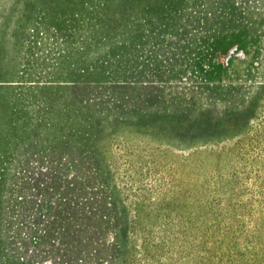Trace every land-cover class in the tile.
<instances>
[{"label": "rangeland", "instance_id": "374dc122", "mask_svg": "<svg viewBox=\"0 0 264 264\" xmlns=\"http://www.w3.org/2000/svg\"><path fill=\"white\" fill-rule=\"evenodd\" d=\"M86 9L0 0L2 76L65 77L100 61L131 80L0 82V264H54L62 253L37 209L38 190L55 178L52 205L73 179L102 175L129 225L119 264H194L175 218L186 196L193 208L212 204L217 236L253 235L264 223V0H92ZM203 182L212 191L199 205ZM107 239L123 244L119 230Z\"/></svg>", "mask_w": 264, "mask_h": 264}, {"label": "trees", "instance_id": "16d2710c", "mask_svg": "<svg viewBox=\"0 0 264 264\" xmlns=\"http://www.w3.org/2000/svg\"><path fill=\"white\" fill-rule=\"evenodd\" d=\"M64 1L70 5L79 6L83 10L88 8L92 0ZM85 11L88 12L87 9ZM115 15L124 17L123 13ZM115 15L113 14V16ZM101 19L96 18L99 21ZM107 63L84 61L74 65L72 68L75 69L70 68L71 70H68L65 77L12 78L0 74V82H12V79H16L17 82L22 83L67 82L85 87L109 85L124 88L128 86L131 82L130 78L118 71L115 72ZM107 68L110 71H107ZM91 127L90 125L87 126L86 128L89 130L83 132L84 134L80 131L82 135L86 136V140L93 138L90 132ZM99 127L102 126L99 125ZM77 177L78 175H76ZM56 180L57 178L53 179L55 182L52 186L39 189L37 194L41 197L37 209L44 212H40V215L47 216L48 220L51 221V223L48 222V224H51L48 233H55L57 237L61 235L59 244L64 247L61 254L57 252L54 264H119V258H124V255H126L125 248L129 242V238H127L129 225L122 226L120 223L118 219L120 214L116 210V199L109 192L110 190L107 188L105 180L102 179V175L90 176L89 178L82 176L81 180L73 179L60 199L56 200V204L52 205L50 204L51 195L54 196V191L60 185ZM199 185L203 192L198 200L200 205L205 194H211L212 190L209 182L206 184L203 182ZM222 191L226 193L225 190ZM199 193L197 191V194ZM189 199L190 196H186L185 201L189 202ZM187 202L179 205V207L181 206L179 208L180 213H175V218L186 225L185 229L188 232L189 242L191 244L194 242V249L197 252L194 264H264L263 222L254 223L253 235L235 237L234 232L229 231L222 236H217L216 226L210 224L213 217L212 204L211 208L206 210L204 206L193 208L192 204ZM213 202L215 201L213 200ZM235 215L233 218L241 220L238 215ZM184 216L193 219L188 221ZM35 223H37L36 220ZM233 229L232 226L230 230ZM118 230L123 237V244H119L118 241L111 242L107 239L109 234L116 233ZM240 244V247L245 250L242 253H237L234 251L235 245ZM30 261L22 264H40L39 261Z\"/></svg>", "mask_w": 264, "mask_h": 264}, {"label": "water", "instance_id": "95a60500", "mask_svg": "<svg viewBox=\"0 0 264 264\" xmlns=\"http://www.w3.org/2000/svg\"><path fill=\"white\" fill-rule=\"evenodd\" d=\"M229 57H230V54H229V56L226 58V60H225V62H224L225 64H227V60H228Z\"/></svg>", "mask_w": 264, "mask_h": 264}]
</instances>
